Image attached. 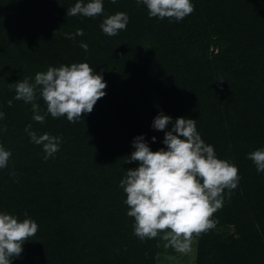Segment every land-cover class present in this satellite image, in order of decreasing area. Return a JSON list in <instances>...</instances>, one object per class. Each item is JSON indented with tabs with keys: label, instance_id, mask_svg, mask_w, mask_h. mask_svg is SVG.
<instances>
[{
	"label": "trees",
	"instance_id": "16d2710c",
	"mask_svg": "<svg viewBox=\"0 0 264 264\" xmlns=\"http://www.w3.org/2000/svg\"><path fill=\"white\" fill-rule=\"evenodd\" d=\"M180 237L264 264V0H0V264Z\"/></svg>",
	"mask_w": 264,
	"mask_h": 264
},
{
	"label": "rangeland",
	"instance_id": "374dc122",
	"mask_svg": "<svg viewBox=\"0 0 264 264\" xmlns=\"http://www.w3.org/2000/svg\"><path fill=\"white\" fill-rule=\"evenodd\" d=\"M175 242V240L173 241ZM196 256V242L192 239L180 237L177 243V253L165 260L175 264H194Z\"/></svg>",
	"mask_w": 264,
	"mask_h": 264
}]
</instances>
